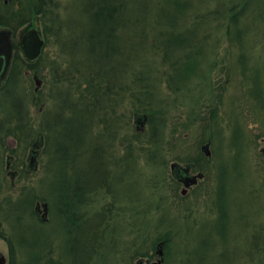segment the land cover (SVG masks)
<instances>
[{
  "label": "rangeland",
  "instance_id": "374dc122",
  "mask_svg": "<svg viewBox=\"0 0 264 264\" xmlns=\"http://www.w3.org/2000/svg\"><path fill=\"white\" fill-rule=\"evenodd\" d=\"M25 1L0 0V17L6 20ZM214 1L207 0L203 5L213 6ZM223 2L244 7L237 22L242 27L240 33L235 35L231 31V36H238L240 43L228 40L222 25L216 26L218 30L208 25L213 35L206 42L198 43L196 70L180 82L175 93L166 87V80L162 79L165 78L162 77L164 70L158 67L157 57L144 58L146 65L153 61L151 67L156 65L158 70L151 69L152 74L158 75L154 80V99L160 109L167 110L166 128L161 124L153 130L149 126L144 129L142 125L136 129L132 115L134 108L126 99L116 108L114 120L106 121L103 136L101 121L87 126L82 109L73 112L69 109L70 104H67L69 108L62 109L61 100L50 98V94L56 90L63 92L69 81L53 84L52 75L61 74L62 77L64 70L69 74L68 63L78 61L71 54L67 63L69 56L62 53L54 36L47 39L49 43L44 46L36 69H24L18 81V87L24 88L27 97V109H23V115L19 117L27 116L24 119L34 122V138L39 134L45 138L44 144L37 148L39 153L35 157L29 155L31 159L35 158L38 168H30L31 171L24 168L25 156L32 144L25 145L23 139L14 138L3 139L0 143V252L7 255L8 264H69L65 260L69 256L66 245L68 222L64 221L62 189L56 191L58 186L53 184L49 169L57 163L61 165V171H66L65 155L55 152L58 142L66 141V145L71 139H84L88 145H74L82 151L72 161L76 165L77 161L88 158L89 165L72 173L74 177L81 175L84 186L90 187L97 180L96 170L91 165L94 159L98 160L97 153L102 152L98 138L106 140L114 164L123 174L121 182L125 183L115 180V188L111 187L114 191L102 186L99 192L84 195L91 201V207L87 209L93 218L82 214L80 218H85L87 224H79L75 236L82 248L87 247L85 264H135L143 251L151 249L153 252V244L158 238L154 239L159 235L167 237L169 243L165 246L167 252L162 264H264V0H221ZM201 3L202 0H196L195 4ZM68 6L69 0L57 3L51 21L52 26L58 27L56 37L59 40L69 34L59 15H66ZM32 17L19 28L13 26L14 31L8 28L13 36L30 27L37 28L42 36L43 19ZM16 21L20 20L8 23ZM203 49L210 52L212 60L208 63L203 59ZM131 60L124 66L126 72L134 69V66L130 68ZM55 65L61 68L51 70ZM206 73L211 74L210 92H206L209 88L202 83ZM35 79L41 82L37 89ZM74 95L72 102L78 99ZM202 95L210 97L216 106L215 116L212 115L205 131L196 113L210 115V112L203 105L194 108ZM33 97L38 98L32 102ZM62 111L65 112L60 116ZM77 115L84 119V125L67 131V136L63 137L64 129H58L57 124ZM138 117L143 114H136L135 120ZM173 124L177 127L174 131ZM202 138L210 140V167L207 171L204 169L205 177L182 196L178 193L179 184L171 179L169 164L174 160L182 161L174 156L183 160L189 156L196 165L197 160L202 165L205 160L199 150ZM8 153L15 155L12 163L21 170L20 176L15 178L5 169ZM173 186H176L175 193ZM43 200L48 205L44 220L40 213H32L37 201L39 212L43 214ZM131 206L137 209L133 216L127 212ZM75 209L76 215L86 210L82 205ZM101 212L104 218L112 216L109 227L103 220L97 222L94 219L101 217ZM101 232L102 248V241L97 237ZM201 239L204 240L200 243ZM100 250H104L103 254H99ZM76 260L80 264L81 260Z\"/></svg>",
  "mask_w": 264,
  "mask_h": 264
},
{
  "label": "trees",
  "instance_id": "16d2710c",
  "mask_svg": "<svg viewBox=\"0 0 264 264\" xmlns=\"http://www.w3.org/2000/svg\"><path fill=\"white\" fill-rule=\"evenodd\" d=\"M206 1L202 0L201 4H195L196 0H69L66 15L59 13L65 21L69 34L60 40L56 37L58 27L52 26L51 21L56 4L61 0H26L16 13L6 20L0 17V23L16 27L31 20L33 15L39 16L43 19L41 32L46 39L44 46L49 43V37L54 36L58 47L63 49L62 53L69 56L66 62L70 61L71 54L78 61L68 63L70 75L65 70L62 77L61 74L52 75L53 84H57L60 80L69 81L63 92L56 90L50 94V98L61 100L62 109L69 108L67 104L71 105L69 109L73 112L82 109L86 114L87 126L94 121H101L105 128L106 121L114 120L116 108L118 105L121 107L126 99L132 102L133 112L145 115L143 128L149 126L153 130L161 124L166 128L167 110L160 109V106L156 105L157 100L154 99L156 87L154 80L158 79V75L152 74L151 69L158 72L156 65L151 67L153 61L146 65L144 58L149 55L153 58L157 57L160 62L157 64L158 67L164 70L162 77L165 78L162 79L166 80V87L175 93L180 88V82L195 72L196 63L198 65V43L206 42L207 38L213 35L210 27L218 30L216 26L222 25L228 40L240 43L238 36L235 38L231 36V31L235 35L240 33L242 27L237 22L244 7H240L238 3L224 4L225 2L221 3V0H217L218 4L211 0L214 1L213 6L216 4L214 7L210 4L203 5ZM222 6H227V10L225 7L220 9ZM18 19L20 21L8 23ZM203 52H205L204 61L210 62L212 60L210 52L207 53L204 49ZM130 60L132 63L130 68L134 66V69L126 72L124 66L129 65ZM39 61L40 57L27 61L17 48L13 52L7 75L0 86L2 97L0 143L4 139V134H11L18 140L23 139L25 145L31 144L34 140V122L24 119L27 116L19 117L27 109V105L25 106L27 97L24 88L18 87V81L24 69H36ZM212 64L213 62L211 66ZM57 68L61 67L55 65L51 70L56 71ZM202 83L209 88L206 92H210L211 74L203 75ZM73 95L83 102H79L78 99L72 102ZM35 98L38 97H33L32 102ZM211 100L210 97L202 95L201 100L195 103L196 107H194L203 105L205 110L210 112V115L196 113L198 121L204 124V131L209 127L212 115L215 116L216 106ZM204 102L206 104H203ZM79 103L82 104L81 107L78 106ZM64 112H60V116ZM11 122L14 124L12 125ZM83 125L84 119H80L77 115L70 120L68 118L60 120L57 128L64 129L62 135L65 137L67 131L71 132ZM173 125L174 131L177 127ZM164 137L165 134L162 138ZM65 143L66 141L58 142L55 152L65 155ZM174 158L182 159L175 156ZM190 160L192 161L191 158ZM60 197L63 198L64 221L77 216L80 219L82 214L76 215L77 210L75 208L71 210L67 205L70 201L67 189L60 191ZM136 211L133 206L127 210L131 216ZM32 213L35 211L32 210ZM104 219L106 227H109L112 216ZM254 226L258 225L254 224ZM157 238H162V235L156 236L154 240ZM203 240L201 239L200 243ZM167 244H169L168 239L165 237L164 248Z\"/></svg>",
  "mask_w": 264,
  "mask_h": 264
},
{
  "label": "flooded vegetation",
  "instance_id": "af4514ba",
  "mask_svg": "<svg viewBox=\"0 0 264 264\" xmlns=\"http://www.w3.org/2000/svg\"><path fill=\"white\" fill-rule=\"evenodd\" d=\"M11 39L12 42H18L20 40V33L17 36H13V33L11 32ZM103 123V122H102ZM104 124V123H103ZM105 126V125H104ZM136 127V125H135ZM105 132V128L103 129V133L102 136ZM9 136V137H8ZM15 139L16 138L11 135V134H4V139ZM14 140V141H15ZM44 136L42 134H39L37 136V138H34V140L31 142L32 145L29 146L28 148V154L25 156V163L24 164V168L25 171H31V168L37 169V162L34 160L35 158L31 159L30 158V154H32L35 157V154L39 153L38 151V146L42 143L44 144ZM98 140L100 141L101 145H102V152L99 154L97 153L96 156L98 157V160L94 159V164L91 165V168L93 170H96L95 172V176H96V182L91 185L90 187H86L84 186L83 182H82V176L80 175L79 177H74L73 175V170L79 171L83 169V167L88 166L89 165V159H85V160H80L77 161L76 165L75 162L72 161L73 157L77 154L80 153L82 150H79L77 148L74 147V145L77 144H82V145H88V141L81 139H71L68 141V143L65 145V149H66V153H65V164H66V171H61V165L60 164H53V168L49 169V171L52 172V182L56 188V191H59L61 189H67L68 193H69V199L70 201L67 203L68 207L72 210L74 208H76L78 205H82L83 207H85L86 210H82L81 213L84 214L88 209L87 207H91L89 205V200L86 199L84 197L85 194L90 193L92 191H98L102 190V186H105L106 189L108 191L112 190L114 191L111 187H114V185H116L115 180H118L119 182H121V180L123 179L121 177V175H123L122 173H120L117 168L116 165L114 164V156L112 155L110 148L106 147V140L104 138H98ZM208 144V150H209V154L205 153L204 149V145ZM209 145H210V140L207 139V141L201 139V143L199 146V150L201 151V153L203 154L205 160L202 163V165L200 164V161L197 160V165L196 162H194L193 160H190V157L187 156L184 160L181 159L182 161L180 162V160H175L178 162V166L175 167V169L172 171L170 168V173H171V179L173 180L174 183H178L180 190H179V194H181L182 196L186 193H188L193 186H195L198 181L201 179H203L205 177V170L207 171V168L210 167L209 166V160H210V149H209ZM10 151L13 150V148H9ZM41 151V149H40ZM15 158V155L13 153H8L6 160H5V169L7 171V173L10 174L11 177L15 178L17 176H20L21 170L19 169V167L17 165H15L14 163H12L13 159ZM52 160V158H51ZM50 160V161H51ZM72 161V162H71ZM14 166V167H13ZM170 166V164H169ZM197 166V167H196ZM200 167V168H199ZM116 168V169H115ZM197 169V170H196ZM48 171V172H49ZM197 175L198 173H201L200 177L198 176V178H196L195 183L194 182H190V177L194 174ZM70 172V174L68 175V173ZM125 174V172H124ZM165 180V177L163 178ZM61 180L60 183H58V181ZM123 183H125V181H122ZM121 182V183H122ZM112 184V186H110ZM117 187V186H116ZM85 188H87L88 190H86ZM115 188V187H114ZM195 189V187H194ZM193 189V190H194ZM176 191V186H173L172 192L175 193ZM38 202L35 201L34 202V211L36 213V215H38L37 213H40V217L41 216V211L39 209V205H36ZM43 203V202H42ZM104 207V205H103ZM102 207V209H103ZM102 214V212H101ZM103 215V214H102ZM93 218V217H91ZM46 219V218H45ZM97 219V222H99L100 220H105L103 216L99 217V218H94ZM68 222V228H67V237H66V245H67V252L69 254V256L67 255L66 257V262H68L69 264H78V261L76 259L81 260L80 264H85V259L84 256L86 254V248H82V244L81 242L76 238L75 236V231L77 229V226L79 224H87L86 223V219L85 218H71V219H67L66 220ZM99 226V225H98ZM100 227V226H99ZM103 233H98L97 237L99 240L102 241V245L100 246V248L103 247V238L101 237ZM89 238V235H87ZM92 237V236H90ZM162 241L165 244V238L162 237L160 239H157V242ZM155 244V246H156ZM65 250H66V246H65ZM104 250H100L99 254H103ZM0 255L4 256V261L5 264L7 263V255L3 254L2 252H0ZM100 257V256H99ZM140 257V260L138 261V258ZM153 257V258H152ZM138 258H136L135 260V264H152L153 260L156 259V256H154V253L150 250H145L143 251ZM8 264V263H7ZM60 264V263H58Z\"/></svg>",
  "mask_w": 264,
  "mask_h": 264
},
{
  "label": "water",
  "instance_id": "95a60500",
  "mask_svg": "<svg viewBox=\"0 0 264 264\" xmlns=\"http://www.w3.org/2000/svg\"><path fill=\"white\" fill-rule=\"evenodd\" d=\"M10 35L7 29L5 28H0V80L3 78L4 76V72L8 66L10 57H11V49H12V43L10 42ZM21 48L23 51V54L26 58L28 59H34L36 58L40 51L41 48L43 46L44 43V39L39 35L38 31L36 28L31 27L29 29H27L26 31H24L21 34ZM35 82L37 83V85H39L40 80L39 79H35ZM37 88V87H36ZM145 117H141L138 119H136V122H140L141 120H144ZM205 153L209 154V150L208 148V144H205L204 146ZM178 166L176 162H172L171 163V168L173 169L174 167ZM201 173H198V176H200ZM197 174H194L190 177V182H194L196 180ZM47 212V204L46 202H43V215H45ZM156 252L160 255V258L156 259L154 262H152V264H160L163 257V251L162 248L160 246V243H158V247L156 249ZM0 264H5L4 263V256L0 255Z\"/></svg>",
  "mask_w": 264,
  "mask_h": 264
}]
</instances>
